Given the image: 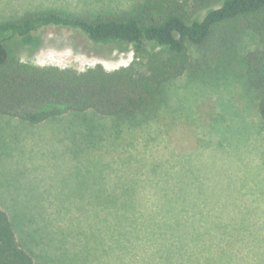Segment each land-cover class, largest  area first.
I'll return each instance as SVG.
<instances>
[{"label":"rangeland","instance_id":"rangeland-1","mask_svg":"<svg viewBox=\"0 0 264 264\" xmlns=\"http://www.w3.org/2000/svg\"><path fill=\"white\" fill-rule=\"evenodd\" d=\"M143 1L0 0V22L48 9L125 16ZM180 1L194 11L199 0ZM259 46L240 21L189 45V68L138 126L94 111L38 125L0 115V205L36 263L264 264L263 126L243 61ZM8 48L12 61L77 71L135 59L130 44L55 26Z\"/></svg>","mask_w":264,"mask_h":264},{"label":"trees","instance_id":"trees-1","mask_svg":"<svg viewBox=\"0 0 264 264\" xmlns=\"http://www.w3.org/2000/svg\"><path fill=\"white\" fill-rule=\"evenodd\" d=\"M214 3L219 5L198 16L199 9ZM234 21L260 36L261 46L248 51L243 61L248 81L258 91L264 136V0H199L194 11L180 0H144L125 16L48 9L2 21L0 115L38 125L66 113L94 111L113 118L119 128L138 126L139 113L156 101L168 81L189 68V45L203 46L218 26ZM51 26L73 29L100 47L130 44L135 59L115 70L97 65L85 71L11 60L10 41ZM0 264H37L19 243L1 205Z\"/></svg>","mask_w":264,"mask_h":264}]
</instances>
